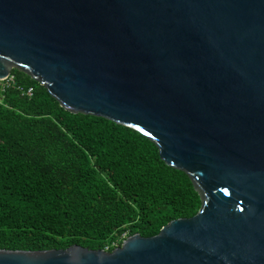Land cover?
Instances as JSON below:
<instances>
[{
    "label": "water",
    "instance_id": "95a60500",
    "mask_svg": "<svg viewBox=\"0 0 264 264\" xmlns=\"http://www.w3.org/2000/svg\"><path fill=\"white\" fill-rule=\"evenodd\" d=\"M13 68L150 138L201 206L111 251L0 264H264V0H0V80Z\"/></svg>",
    "mask_w": 264,
    "mask_h": 264
},
{
    "label": "trees",
    "instance_id": "16d2710c",
    "mask_svg": "<svg viewBox=\"0 0 264 264\" xmlns=\"http://www.w3.org/2000/svg\"><path fill=\"white\" fill-rule=\"evenodd\" d=\"M0 95V249L111 251L193 216L201 196L143 133L65 109L13 68ZM18 86H32L31 97Z\"/></svg>",
    "mask_w": 264,
    "mask_h": 264
},
{
    "label": "built area",
    "instance_id": "2783aa9c",
    "mask_svg": "<svg viewBox=\"0 0 264 264\" xmlns=\"http://www.w3.org/2000/svg\"><path fill=\"white\" fill-rule=\"evenodd\" d=\"M15 83L14 81V76L9 74L5 79L0 80V88L3 90L5 88H8L9 86L13 85ZM18 89L21 91L22 95L31 97L33 95V87L29 86L26 88H23L21 86H18ZM2 96L0 95V101H1Z\"/></svg>",
    "mask_w": 264,
    "mask_h": 264
}]
</instances>
